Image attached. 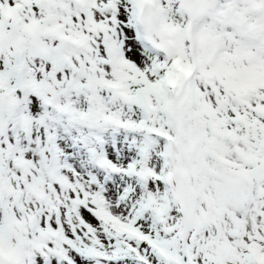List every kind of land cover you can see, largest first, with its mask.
Returning a JSON list of instances; mask_svg holds the SVG:
<instances>
[{
	"label": "snow or ice",
	"instance_id": "snow-or-ice-1",
	"mask_svg": "<svg viewBox=\"0 0 264 264\" xmlns=\"http://www.w3.org/2000/svg\"><path fill=\"white\" fill-rule=\"evenodd\" d=\"M0 264H264V0H0Z\"/></svg>",
	"mask_w": 264,
	"mask_h": 264
}]
</instances>
